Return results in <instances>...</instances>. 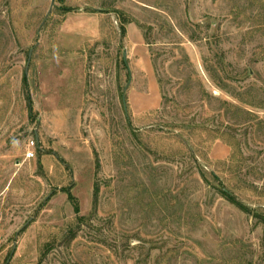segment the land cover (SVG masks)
Masks as SVG:
<instances>
[{
	"label": "rangeland",
	"instance_id": "374dc122",
	"mask_svg": "<svg viewBox=\"0 0 264 264\" xmlns=\"http://www.w3.org/2000/svg\"><path fill=\"white\" fill-rule=\"evenodd\" d=\"M0 264H264V0H0Z\"/></svg>",
	"mask_w": 264,
	"mask_h": 264
},
{
	"label": "crops",
	"instance_id": "0c3cea01",
	"mask_svg": "<svg viewBox=\"0 0 264 264\" xmlns=\"http://www.w3.org/2000/svg\"><path fill=\"white\" fill-rule=\"evenodd\" d=\"M102 18L96 11L68 12L63 21V29L75 39L96 38L100 33ZM124 49L131 80L127 90L129 108L135 116L156 111L161 104L160 90L143 37L132 23L125 27Z\"/></svg>",
	"mask_w": 264,
	"mask_h": 264
},
{
	"label": "water",
	"instance_id": "95a60500",
	"mask_svg": "<svg viewBox=\"0 0 264 264\" xmlns=\"http://www.w3.org/2000/svg\"><path fill=\"white\" fill-rule=\"evenodd\" d=\"M122 60H123L124 65L127 68V53H126L125 49L123 50ZM128 87H129V82L127 83L124 91H126ZM122 103H123V109H124L125 115L128 116L127 115V106H126V101H125V97L124 96L122 97Z\"/></svg>",
	"mask_w": 264,
	"mask_h": 264
},
{
	"label": "trees",
	"instance_id": "16d2710c",
	"mask_svg": "<svg viewBox=\"0 0 264 264\" xmlns=\"http://www.w3.org/2000/svg\"><path fill=\"white\" fill-rule=\"evenodd\" d=\"M88 12H90V13H94L95 11H88ZM124 24H127V22H124L121 26H120V34H121V36L122 37H124L125 36V28H124ZM124 64V63H123ZM125 66V65H124ZM125 68H126V66H125ZM128 76V75H127ZM223 194H224V196H226L227 198H229V200L232 202V203H234V204H236L235 203V201H234V199L233 198H231V197H229V195H228V193L226 192V191H223Z\"/></svg>",
	"mask_w": 264,
	"mask_h": 264
},
{
	"label": "built area",
	"instance_id": "2783aa9c",
	"mask_svg": "<svg viewBox=\"0 0 264 264\" xmlns=\"http://www.w3.org/2000/svg\"><path fill=\"white\" fill-rule=\"evenodd\" d=\"M33 147H34V143L31 142V143H30V149L33 148ZM32 157H33V154H32V153H28V154H27V158H32Z\"/></svg>",
	"mask_w": 264,
	"mask_h": 264
}]
</instances>
